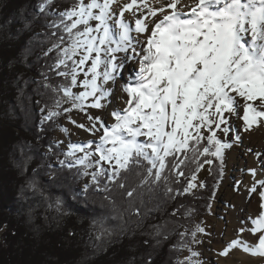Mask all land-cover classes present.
I'll return each mask as SVG.
<instances>
[{
	"label": "snow or ice",
	"instance_id": "6c2138e0",
	"mask_svg": "<svg viewBox=\"0 0 264 264\" xmlns=\"http://www.w3.org/2000/svg\"><path fill=\"white\" fill-rule=\"evenodd\" d=\"M52 2L44 0L41 11ZM119 2L74 0L59 13V23L51 25L62 34L52 33L56 42L48 52L56 55L50 70L65 81L53 89L59 96L55 108L66 103L71 106L63 108L64 113H84L87 124L68 118L99 138V142L70 144L66 156L85 169L83 175H91L93 184L99 185V178L105 175L114 181L121 172L145 162L148 176L142 183L149 177L154 182L167 181L165 170L175 173L178 180L189 159L197 163L196 171L213 163L209 159L199 162L200 156L210 154L223 161L225 149L232 144L222 140L217 130L228 135L232 117L242 122L237 128L242 126L245 132L264 126V0H131L117 12L113 5ZM125 11L134 16L139 13L134 27L124 19ZM130 61H136L138 69L121 86L127 96L121 97L125 106L111 112L115 123L107 125L88 109L105 107L103 101L114 92L109 83H117L120 70ZM77 86L83 91L74 92ZM59 115L50 110L44 119ZM240 140L237 133L233 143ZM77 152L84 155L77 157ZM102 162L111 165L110 169ZM94 165L96 170L89 173L87 169ZM196 179L194 171L184 193L205 186L203 182L197 185ZM257 183L264 188V180ZM250 191L255 192L256 187ZM259 195L262 211L251 219L254 227L250 229L254 236L259 233L258 239L255 243L241 240L239 233L248 230L242 227L220 255L238 247L264 258V191ZM204 232L197 225L191 234L193 243H199L195 237ZM189 251L191 255L177 264H200L193 259L199 253Z\"/></svg>",
	"mask_w": 264,
	"mask_h": 264
},
{
	"label": "trees",
	"instance_id": "16d2710c",
	"mask_svg": "<svg viewBox=\"0 0 264 264\" xmlns=\"http://www.w3.org/2000/svg\"><path fill=\"white\" fill-rule=\"evenodd\" d=\"M42 3L0 0V264H177L215 203L224 157L200 156L213 163L205 186L188 193L191 175L207 164L196 171L189 159L178 180L165 170L167 181L142 183L145 162L93 184L53 139L70 104L55 108L53 89L65 81L50 70L56 53L48 49L62 34L51 25L74 0H53L41 11ZM50 110L60 115L45 120Z\"/></svg>",
	"mask_w": 264,
	"mask_h": 264
},
{
	"label": "rangeland",
	"instance_id": "374dc122",
	"mask_svg": "<svg viewBox=\"0 0 264 264\" xmlns=\"http://www.w3.org/2000/svg\"><path fill=\"white\" fill-rule=\"evenodd\" d=\"M123 1L124 0H122L120 7L124 5ZM85 2H87V0H85ZM69 7L71 6L62 7L59 10L57 9V12L61 13L65 11L66 9H68ZM130 22L132 26L134 27L135 20L132 19V21ZM91 23L93 25L95 24L94 21ZM132 34L135 35L134 32ZM136 65H137L136 61H130L129 63L125 65L123 69L120 70L121 75L118 76L117 83L114 85L109 83L108 85V87L114 89V92L109 100L103 101V103L105 104V107L101 109H91L90 108L88 109V112L90 114L94 116H100L101 120L104 121L107 125H109V123L110 125L112 124L111 108L114 103H118V100L114 99V94L118 91L119 85L122 86L130 76L134 75V72L137 70ZM83 78H84L83 75H80L78 77V79L80 80H82ZM73 91L74 92L83 91V88L77 86L76 88L73 89ZM70 106L71 105H69L68 107ZM241 115H242V112H241ZM69 116H71L72 119L76 120L77 124L79 123L87 124L88 123L85 114L78 112L76 110H73L70 113H66V115L61 117L59 129L54 133L53 139L55 142L59 143L66 152L69 151V145L72 144V142L81 143L82 145H84L90 140L95 141V137H96V134L92 132H88L84 129H80L75 124H72L68 118ZM231 119H232V123L230 127L232 128V131L228 135H224L220 130H217V135L220 136L222 140H224L227 143L232 144L231 148L225 149L224 156H223L226 175L223 178V184L221 186L220 191L217 194L216 200L214 201L215 202L214 205L212 206L210 211L207 214H205L204 223L201 226L205 228V232L197 234V240L199 241V243H196V245L190 248L192 251L199 253V256L194 257L193 259L198 260L200 264H225L223 262V259L230 257V256L232 257L237 256L236 252L238 253V251L240 250V248L238 247L230 250L226 256L220 255V252H221L220 247L219 246L215 247L214 245L219 244L223 246L226 241L224 242L223 239L221 240V242L219 240H216V235L219 232L222 237H225L226 230L229 224V216H228L229 211L237 209L238 208L237 201L242 199L241 190H242L243 180L247 182L249 180L252 181L253 178L256 176V180L253 182V184L255 185L258 181L264 180V168L257 169L249 161L245 162V166L237 165V162H238L237 159L241 152L248 153V155L256 156L257 151L255 150V148H246L245 143L250 141L252 139L251 134L253 135L254 132L257 129H260L262 126L254 127L251 131L245 132L243 131L242 126L237 128V125L238 124L242 125V122L237 121L236 117H232ZM222 127L224 126L222 125ZM64 128H67L68 131L67 132L62 131V129ZM237 133L241 136V140L239 142L233 143L234 138L237 135ZM205 134L207 135V132ZM88 137H91V138L88 139ZM75 155L77 157L78 156L82 157L84 153L77 152ZM256 157L258 160L263 162L262 164H264V151L258 152ZM102 164L107 169H110L111 167V165L106 164L104 162H102ZM93 167H94L93 170H96V166L94 165ZM209 170L210 168L208 164L205 165L201 169L195 181L197 185H199L201 182L204 183L205 177L209 173ZM238 170H242V171L239 172ZM251 170H254V172L256 173L253 174ZM259 173L263 178H260L258 176ZM88 178L86 181L89 182ZM253 186L254 185H252V187ZM196 188H199V186ZM248 220L249 218L248 217L245 218V216L241 218L242 223H245V225L249 223ZM219 224L223 225V229L220 228ZM184 255L190 256L191 253L190 251H186ZM250 255L251 254L247 253V256H250ZM255 260L256 261L253 262L254 264H256L257 261H258L257 264H262L264 261V258L259 257V258H255Z\"/></svg>",
	"mask_w": 264,
	"mask_h": 264
},
{
	"label": "bare ground",
	"instance_id": "6f19581e",
	"mask_svg": "<svg viewBox=\"0 0 264 264\" xmlns=\"http://www.w3.org/2000/svg\"><path fill=\"white\" fill-rule=\"evenodd\" d=\"M122 0H120L119 4H116L117 6L114 5V9L119 10L120 8V4H121ZM124 4L130 3L131 0H124L123 1ZM149 3H152V0H148ZM139 3V2H138ZM119 6V7H118ZM158 6V5H155ZM138 15V13H137ZM137 15L134 16L132 14V12L129 11H125L124 12V19L126 21H132L135 20L137 18ZM142 40L144 39L143 36L140 37ZM139 48H137V51ZM130 54V53H129ZM120 56H123L124 53H120L118 54ZM136 68L138 69V63L136 62ZM121 97H123V99H127V96L125 93H123L121 91V86H118V91L114 94V99L118 100V103H114L111 110L113 111L116 108H123L125 105L123 104ZM112 123H115V119L114 117H112ZM110 125V123H109ZM99 127V126H98ZM252 139L248 142H246V148H255L256 152V156L258 152H263L264 151V126H262L260 129H257L254 134H251ZM91 137H88V139H90ZM91 141V140H90ZM95 142H99V138L98 135L96 134L95 137ZM72 144H80L81 143H76V142H72ZM94 148V145H93ZM256 156L253 155H248V153H240L237 159V165L240 166H245V162L249 161L251 164H253L257 169H262L264 168V164H262L263 162H261L260 160L257 159ZM239 172L242 170H238ZM256 173V172H255ZM260 178H263L260 173L258 175ZM256 180V176L253 178L252 181H244L243 180V185H242V199L237 201V206L238 208L235 210H230L229 211V224L226 230V234L225 237H222L221 234L217 233L216 235V240H219L221 242V240L223 239L225 244L222 245H214L219 246L220 247V251L222 249L225 248V246L228 244L229 241L236 239L238 237V230L242 227L248 229L243 233H239V238L243 241H247L249 243H255L256 240L258 239V235L259 233H257L255 236L251 233L250 229L252 227H254V225L251 223V219H255L256 217L259 216L260 212L262 211L260 205L262 203L261 201V197L259 195V193L261 191H264V188H262L258 183L253 184V182ZM261 181V180H260ZM252 185H254L256 187V191L255 192H251L250 188L252 187ZM245 218H249L247 225H245V223H242L241 218L244 217ZM220 228L223 229V225L219 224ZM245 239V240H244ZM237 256L235 257H227L225 259H223V262L225 264H254L253 262H255V258H259V256H247V253L244 252L243 250H239L238 253L236 252ZM224 258V257H222ZM258 263V261H257ZM256 263V264H257ZM264 264V261L263 263Z\"/></svg>",
	"mask_w": 264,
	"mask_h": 264
},
{
	"label": "built area",
	"instance_id": "2783aa9c",
	"mask_svg": "<svg viewBox=\"0 0 264 264\" xmlns=\"http://www.w3.org/2000/svg\"><path fill=\"white\" fill-rule=\"evenodd\" d=\"M82 187H85V184L84 183H82Z\"/></svg>",
	"mask_w": 264,
	"mask_h": 264
}]
</instances>
